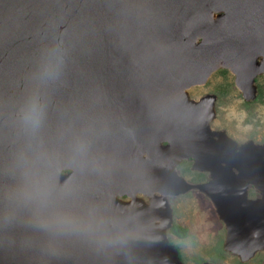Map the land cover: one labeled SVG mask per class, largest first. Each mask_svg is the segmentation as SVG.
I'll return each mask as SVG.
<instances>
[{"label":"water","instance_id":"1","mask_svg":"<svg viewBox=\"0 0 264 264\" xmlns=\"http://www.w3.org/2000/svg\"><path fill=\"white\" fill-rule=\"evenodd\" d=\"M263 17L264 0H0V264H186L168 238L169 197L189 190L213 202L226 251L241 261L264 251V143L211 129L214 108L201 105L208 96L188 95L225 67L244 99L256 98L248 68L259 65L250 52ZM208 19L199 42L198 22ZM119 99L147 115L148 202L121 200L107 184L120 170L135 172L141 152V142L138 152L96 124L94 107ZM81 132L84 168L102 182L84 183L85 202L74 206L81 219L58 224L50 219L58 202L36 203L48 188L30 187L34 174L63 178L65 162L81 160L80 149L70 151ZM188 157L208 181L176 173ZM250 186L259 196L249 197Z\"/></svg>","mask_w":264,"mask_h":264},{"label":"flooded vegetation","instance_id":"2","mask_svg":"<svg viewBox=\"0 0 264 264\" xmlns=\"http://www.w3.org/2000/svg\"><path fill=\"white\" fill-rule=\"evenodd\" d=\"M222 13L223 11L221 10L218 11V13L216 12V14H222ZM210 20L211 19H208L205 23L199 20L198 27L200 29L195 32V35L198 36L199 42L202 41V39L205 38L206 35H208L209 32L211 31V30H207L208 28H210L211 24L213 23ZM203 26H204V29H203ZM262 27L264 28V17L262 18ZM217 28H218V24H217ZM259 43H260L259 46L257 45L252 46L253 50L250 52V54L251 53L253 54L254 61L258 63L259 65L258 67L252 65L250 68H248L249 71H253L255 73L253 80H254V84L256 85V89H257L256 97L259 96L260 94L259 86L257 85L256 82L259 80V78L264 79V34H262L261 38L259 39ZM216 54L220 55L222 54V52L219 50H218V53L214 51L211 52V55H216ZM227 71L233 75L234 77L233 81L235 83V74L232 73V71H230L229 68L219 67L215 69L214 71H212V73L210 74V76L208 77V79L206 80L204 84L191 86L188 89L189 97L195 101H200L203 97L208 96L206 97V100L201 102V105L205 107V110H207L208 108H214V111L216 113V102H217V97H218L217 93H214L213 91H205L195 96L192 94L191 90L193 87H196V86H205L210 80V78L216 72H227ZM239 91L241 93L242 98L244 99L243 91L241 89H239ZM122 92L127 94L126 90H122ZM119 101L122 106H114V108H111V109H107V108L98 109L94 107L93 112L95 113L96 124L98 126L106 127V129L111 128L112 131L113 130L115 131L114 133L119 135V142L121 144H124L130 141L129 147H131V149L133 148L134 150H137L138 152H139V143L141 142V152H139V161L134 164L135 167L137 166L135 172H133V169L130 167L120 170L118 172L119 175L113 180L108 181L107 184H109L110 187H112V190L114 191V193H117L116 196L121 200L129 201V200H132L133 196H136L137 198L143 199L145 202H148L149 201L148 195L145 193V191H147L148 189V181L146 180L144 172L142 171L143 161L146 156L143 140L145 138L146 129H147V121L145 118L147 115H144L143 113L145 112V109L143 110L142 108L141 110H139V108L132 102V100L129 101L127 99H119ZM82 112L92 113V111L87 110L85 107L82 109ZM87 119L89 121L91 119V116L83 114L81 117V121L86 122ZM213 119L210 121L211 129H213L211 126ZM213 130L218 131L222 129H213ZM83 135L84 133L81 132L78 138L75 140V142H72L70 144V147H71L70 151L80 149L78 157H79V160L81 157L82 158L80 161H75L72 158H70L71 161L65 162V168H63L60 171V173L64 175L63 178H60L57 176H55V178H52V175L48 172L33 175V180L36 181V184L35 186L32 185L30 187V190L32 189L41 190L43 188L44 189L48 188L46 189L47 194L46 196H44L45 199L37 198L36 203L40 206L45 205V201H49V200H51V203L53 202L59 203L57 206H54L53 208H51V212L53 215L50 218L53 221L58 220V221H55L58 224H63V222H65L66 220H71V219L73 220L76 216H79V219H81L83 216V212L78 211V214H76V211L74 210V206L75 205L79 206L80 204H83L85 202L86 186H84V183L88 182L89 184H93L94 186L95 183L101 184L102 182L99 179L91 178L90 175L87 174L86 169L84 168L85 167L84 166L85 149L83 151V148H85V144H84L85 142L83 139ZM66 149L68 151L67 147ZM67 156H75V155L71 154L68 151ZM186 161H191V165L188 168V170L190 169L191 171H195L197 172V174L204 176L205 180L200 181V182H206L209 180L210 177H209L208 172L193 169L192 166L194 163V159L192 157L182 159L175 166V171L178 175L183 176V174L180 173L182 169H179V167L181 166V164L185 163ZM94 174H96V171H94ZM41 181L46 182V185L42 186L41 184L43 182L41 183ZM34 193L42 197V195L39 194V191H34ZM66 210H70V213L66 212V214H64ZM176 248L178 250L177 246ZM67 253L69 254L71 258H74L76 261H78L77 256L74 254V250L69 251ZM178 254H179V250H178ZM179 257L181 259L180 255Z\"/></svg>","mask_w":264,"mask_h":264},{"label":"rangeland","instance_id":"3","mask_svg":"<svg viewBox=\"0 0 264 264\" xmlns=\"http://www.w3.org/2000/svg\"><path fill=\"white\" fill-rule=\"evenodd\" d=\"M230 72H216L205 86L193 87V95L201 92L213 91L218 94L216 113L211 126L222 129L237 140L244 143L252 140L264 143V79L256 82L260 94L254 100L246 101L234 83ZM191 161L181 164L180 173L190 182L204 181L203 175L188 168ZM259 196V192L252 186L249 197ZM172 208V223L187 228L183 237L168 231L170 242L178 247L179 255L186 264H201L204 261L214 264H264V251H258L249 260L241 261L232 252L223 248L226 229L219 219L211 199L197 190L170 196Z\"/></svg>","mask_w":264,"mask_h":264},{"label":"trees","instance_id":"4","mask_svg":"<svg viewBox=\"0 0 264 264\" xmlns=\"http://www.w3.org/2000/svg\"><path fill=\"white\" fill-rule=\"evenodd\" d=\"M170 231L175 233L176 235H178L180 237H183L187 234V228L186 227L181 226L179 224H175V223L172 225Z\"/></svg>","mask_w":264,"mask_h":264}]
</instances>
